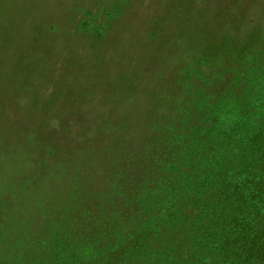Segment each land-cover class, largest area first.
<instances>
[{
  "label": "rangeland",
  "instance_id": "obj_1",
  "mask_svg": "<svg viewBox=\"0 0 264 264\" xmlns=\"http://www.w3.org/2000/svg\"><path fill=\"white\" fill-rule=\"evenodd\" d=\"M199 117L264 121V0H0V264H168Z\"/></svg>",
  "mask_w": 264,
  "mask_h": 264
},
{
  "label": "trees",
  "instance_id": "obj_2",
  "mask_svg": "<svg viewBox=\"0 0 264 264\" xmlns=\"http://www.w3.org/2000/svg\"><path fill=\"white\" fill-rule=\"evenodd\" d=\"M245 56L242 53V58ZM226 66L231 63L227 61ZM245 103V109L249 108L248 100ZM209 120L191 123L184 135L173 136L171 140L173 146L181 141L178 145L181 161L163 172L165 175L173 172L169 196L177 207L176 216L169 221L164 233L172 231L183 237L176 234L175 245L161 256L162 262L264 264V121L257 129L248 130L247 124H239V128L235 122L217 128V124ZM187 125L184 123L180 129L185 130ZM216 130V139L211 138L209 134ZM211 142H215V153L223 152L221 166L205 177L192 179L193 173L188 171L199 155L209 150ZM235 144L240 152L232 167L226 163L225 156L228 149H235ZM218 160L216 158V162ZM190 188L193 193L187 195L186 190ZM190 197L193 202L188 201ZM192 233L198 247L196 251L180 250V242ZM149 257L151 259L152 254L149 253Z\"/></svg>",
  "mask_w": 264,
  "mask_h": 264
}]
</instances>
